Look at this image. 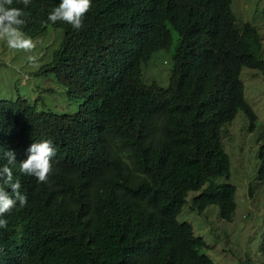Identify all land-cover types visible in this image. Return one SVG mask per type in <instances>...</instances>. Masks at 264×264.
<instances>
[{
	"label": "trees",
	"instance_id": "trees-1",
	"mask_svg": "<svg viewBox=\"0 0 264 264\" xmlns=\"http://www.w3.org/2000/svg\"><path fill=\"white\" fill-rule=\"evenodd\" d=\"M60 3L11 7L43 20ZM232 3L92 0L81 29L61 21L63 41L37 74H53L77 111L0 100V141L15 127L14 137L56 149L51 183L32 178L27 204L3 217L1 256L17 264H215L178 217L192 192L199 213L214 205L231 221L237 208L236 187L217 183L231 167L221 133L239 112L256 126L241 72L264 71V53L257 27L241 22ZM162 51L172 61L168 85L145 82ZM258 158L264 182V136Z\"/></svg>",
	"mask_w": 264,
	"mask_h": 264
},
{
	"label": "rangeland",
	"instance_id": "rangeland-1",
	"mask_svg": "<svg viewBox=\"0 0 264 264\" xmlns=\"http://www.w3.org/2000/svg\"><path fill=\"white\" fill-rule=\"evenodd\" d=\"M232 7L241 22L257 27L264 53V0H233ZM174 37L176 43L178 35L174 33ZM38 48L41 49L15 51L0 40V100L15 105L29 104L38 111L75 113L74 98L70 100L66 88L57 84L55 76L37 74L46 65L45 58L53 56L59 47L52 46L47 39L42 40ZM171 73L170 53L162 51L150 61L144 79L166 86ZM241 81L245 99L258 121L253 128L250 120L239 112L221 133L231 167L230 179L222 177L217 183L229 182L236 187L237 208L233 219L225 221L219 207L214 205L202 213L193 210L190 198L197 192L190 193L188 203L178 217L179 223L191 224L195 235L204 239L207 246L201 253L215 264H264V182L258 177V152L264 136V71L243 68Z\"/></svg>",
	"mask_w": 264,
	"mask_h": 264
},
{
	"label": "clouds",
	"instance_id": "clouds-1",
	"mask_svg": "<svg viewBox=\"0 0 264 264\" xmlns=\"http://www.w3.org/2000/svg\"><path fill=\"white\" fill-rule=\"evenodd\" d=\"M20 2L25 8L32 4V0ZM12 3L13 0H0V40L6 41L11 49L25 52H31L36 47L35 43L47 39L52 42V46L60 47L63 31L57 26L64 25L61 21L79 30L84 26V18L92 7V0H61L43 20H39L35 9L24 12V9L11 7ZM31 31L36 32L37 36L29 35ZM14 129L4 133L0 141V228H7L8 220L3 217L12 212L17 202L20 207L27 204L24 194L29 191L32 178L35 177L40 183H51L52 165L56 162H53L56 149L51 141H22L14 137ZM21 147L23 149L18 153ZM0 264H17V259L14 255L0 254Z\"/></svg>",
	"mask_w": 264,
	"mask_h": 264
}]
</instances>
